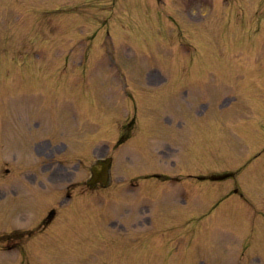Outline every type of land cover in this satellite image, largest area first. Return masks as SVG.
<instances>
[{"label":"rangeland","instance_id":"374dc122","mask_svg":"<svg viewBox=\"0 0 264 264\" xmlns=\"http://www.w3.org/2000/svg\"><path fill=\"white\" fill-rule=\"evenodd\" d=\"M185 59L192 63L183 81ZM50 78L72 90L51 93ZM123 86L134 102L114 94ZM36 90H49L48 105L77 110L74 90L95 94L107 115L92 117L112 125L100 138L112 143L131 119L138 137L120 150L108 143L111 183L96 189L105 202L91 190L85 214L68 216L74 224L57 219L41 227L46 234L38 226L28 243L1 239L0 264H264V0H0V232L19 221L35 227L55 203L48 186L35 210L18 216L25 200L13 203L4 181V156L17 147L5 148L2 116ZM17 119L8 127L26 135L31 154L50 133ZM62 119L58 135L73 141L78 122ZM144 122L151 128L137 127ZM98 147L86 163L105 153ZM34 158H20L14 172L35 168ZM61 229L71 234L56 235Z\"/></svg>","mask_w":264,"mask_h":264},{"label":"flooded vegetation","instance_id":"af4514ba","mask_svg":"<svg viewBox=\"0 0 264 264\" xmlns=\"http://www.w3.org/2000/svg\"><path fill=\"white\" fill-rule=\"evenodd\" d=\"M58 150H59L58 148H54L53 150H49L48 146H46V145H38L34 148V152L38 156L46 155L47 157H50L51 159L55 158V156H56L55 154L58 153ZM86 154H88L87 151H86ZM48 179L55 184L66 182L65 188L68 191L70 190V188L72 186V182L70 181L71 180V174L68 171L61 169V167L51 168Z\"/></svg>","mask_w":264,"mask_h":264}]
</instances>
